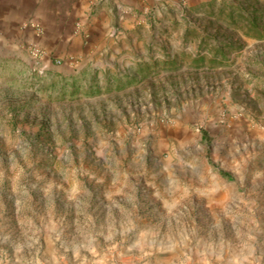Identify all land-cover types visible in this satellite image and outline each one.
Returning <instances> with one entry per match:
<instances>
[{"label":"rangeland","instance_id":"374dc122","mask_svg":"<svg viewBox=\"0 0 264 264\" xmlns=\"http://www.w3.org/2000/svg\"><path fill=\"white\" fill-rule=\"evenodd\" d=\"M234 1L261 34L213 0L130 67L0 63V264H264V0Z\"/></svg>","mask_w":264,"mask_h":264},{"label":"crops","instance_id":"0c3cea01","mask_svg":"<svg viewBox=\"0 0 264 264\" xmlns=\"http://www.w3.org/2000/svg\"><path fill=\"white\" fill-rule=\"evenodd\" d=\"M211 1L0 0V63L59 72L130 67L151 52L154 29L167 35L173 21L186 17L174 12L181 4ZM34 46L44 53L40 60L30 53Z\"/></svg>","mask_w":264,"mask_h":264},{"label":"trees","instance_id":"16d2710c","mask_svg":"<svg viewBox=\"0 0 264 264\" xmlns=\"http://www.w3.org/2000/svg\"><path fill=\"white\" fill-rule=\"evenodd\" d=\"M223 6L219 9L221 14L226 13L227 17L231 21H235V16H242L245 22L246 35L258 36L261 34L258 28V16H256V10H249L248 7L243 6L241 3H235L234 0H223ZM224 177H229L225 172H220Z\"/></svg>","mask_w":264,"mask_h":264},{"label":"built area","instance_id":"2783aa9c","mask_svg":"<svg viewBox=\"0 0 264 264\" xmlns=\"http://www.w3.org/2000/svg\"><path fill=\"white\" fill-rule=\"evenodd\" d=\"M30 53L32 57L36 60H40L44 56V53L42 52V50L36 46L30 49Z\"/></svg>","mask_w":264,"mask_h":264}]
</instances>
